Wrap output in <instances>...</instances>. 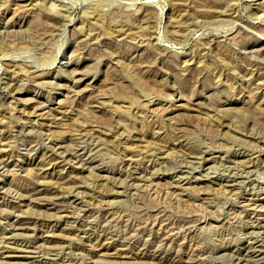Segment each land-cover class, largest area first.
<instances>
[{"label": "rangeland", "instance_id": "1", "mask_svg": "<svg viewBox=\"0 0 264 264\" xmlns=\"http://www.w3.org/2000/svg\"><path fill=\"white\" fill-rule=\"evenodd\" d=\"M0 264H264V0H0Z\"/></svg>", "mask_w": 264, "mask_h": 264}, {"label": "bare ground", "instance_id": "2", "mask_svg": "<svg viewBox=\"0 0 264 264\" xmlns=\"http://www.w3.org/2000/svg\"><path fill=\"white\" fill-rule=\"evenodd\" d=\"M147 16V15H146ZM42 195V194H41ZM41 201V200H40ZM17 222H18V220H17ZM31 222V221H30ZM19 224H20V222H19ZM21 225V224H20ZM23 225V224H22ZM16 226V225H15ZM18 226V225H17ZM29 227V226H28ZM27 230V229H26Z\"/></svg>", "mask_w": 264, "mask_h": 264}]
</instances>
